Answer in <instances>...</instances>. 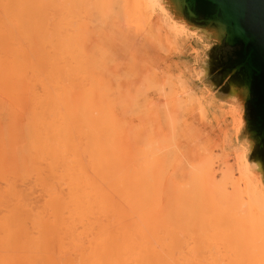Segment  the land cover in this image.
<instances>
[{"label":"rangeland","instance_id":"obj_1","mask_svg":"<svg viewBox=\"0 0 264 264\" xmlns=\"http://www.w3.org/2000/svg\"><path fill=\"white\" fill-rule=\"evenodd\" d=\"M121 3L123 9L132 7H125L127 1ZM15 4L0 0V149L4 157L9 135L18 141L20 159L34 156L24 153L29 149L26 128L33 125L31 93L27 95V91L33 89L42 96L45 87L44 97L51 96L47 108L51 107L56 126L71 130L65 147L57 151V172L65 167L64 161L70 166L71 175H77L78 165H82L90 178L87 191L91 192V204L95 206L93 211H87V222L102 227L109 247L123 241L115 231L125 228L129 241L137 242L141 237L155 238L164 245L177 241L184 250L185 245L195 246L198 254L217 257H231V250H243L241 254L246 256L251 247L249 253L264 260V185L245 168L250 164L244 158L247 149L241 150L235 136L241 110L230 104H213L212 95L201 88L200 56L204 46L196 43L200 40L197 34L169 22V17H165L168 24L163 18L161 23L159 12L154 16L143 12L146 16L141 20V8H136L137 16L136 11L132 12L136 19L129 9L128 20L125 19L129 23L111 16L106 25L99 20L93 26L80 23V31L71 18H57L50 7L45 14L35 12L32 19H12L14 29L24 37H32L30 41L36 44L33 53L22 46L21 58L17 51L20 35L8 32L7 12ZM130 5L137 6L133 1ZM163 23L168 29H159ZM109 25L114 26L121 39L117 46L104 41L101 27ZM172 29L176 42L173 35L168 39L163 32L172 34ZM87 36L92 43L85 54L79 45ZM44 38L52 43L43 45ZM72 43L86 58L72 50ZM174 44L178 49H174ZM106 49L116 55L108 70L103 67ZM100 51L106 55L101 57ZM97 52L99 60L93 63L89 58ZM56 72L64 73L60 80ZM39 79L44 81L41 85ZM168 79L172 90L160 95L155 87L160 88ZM36 112L43 113L41 108ZM48 116H43L45 123ZM37 127L41 130L43 126ZM35 157L47 159L48 154L42 152ZM202 163L209 170L206 179L200 175L195 182L194 214L181 212L174 216L184 199L177 191L189 187L191 167ZM213 180L222 184L226 181L232 209L229 222L217 229V215L212 208L214 192L204 187V183ZM147 191H153V201L146 195L138 198ZM136 205L139 210L133 211ZM2 227L0 224V237Z\"/></svg>","mask_w":264,"mask_h":264},{"label":"bare ground","instance_id":"obj_2","mask_svg":"<svg viewBox=\"0 0 264 264\" xmlns=\"http://www.w3.org/2000/svg\"><path fill=\"white\" fill-rule=\"evenodd\" d=\"M9 1H15L16 6L10 8L7 12L8 32L9 35L14 32L16 35H20L17 51L21 58H23L22 46H26L27 51L33 53L36 44L34 41H30L32 37H24L25 35L22 36L18 29H14L12 19L18 16H23L27 20L32 19L35 12L45 14L50 7L53 8L51 12L54 11L57 18H71V22L76 24L80 31H82L80 23L93 26L99 20L103 25H106L111 16L123 22L125 21L124 23H129L125 20L129 15V9H132L131 14H133L132 12H135L138 8H141V20L144 18L142 16H146L145 14L154 16V13L159 12L160 20L163 18L167 23L165 17H169V22H175V24L182 26L184 30H188L182 23L175 20L171 21L173 18L161 0H132L138 7L130 5L132 2L130 0H7V2ZM122 1L125 3L130 1V4L128 3L130 6H126V3L125 7L132 6L133 8L131 7L128 10L124 8V10ZM126 11H128V14ZM138 12L134 14L137 16ZM135 15L134 19H136ZM75 18L78 20H73ZM131 19L133 18L131 17ZM164 20L160 22L162 23ZM30 21L28 22L30 23ZM165 23L161 24L162 27L160 24V27L157 26L159 29L165 28L162 30H166L168 27L164 25ZM175 24L173 25L175 26ZM174 26H171V28ZM169 31L171 30L169 29L166 32ZM163 32L165 37L166 35L167 37L173 35L175 40L171 36L170 39L176 42L177 36L174 31L172 34ZM42 42L43 45L52 43L48 38L42 39ZM63 44L67 45L68 42L64 40ZM70 47L78 55L86 58L76 48L75 43H72ZM177 47L174 49L176 50ZM100 53L101 57L106 55V52L100 51ZM97 55L98 52L96 56H91L89 60L93 63L97 62L98 57H100H97ZM56 74V77H59L60 80L64 73L56 72ZM167 77L168 75L165 79ZM168 81L160 88L159 85L155 87L160 95L171 92L172 83L170 84L171 80L168 79ZM38 82L41 85L44 81L39 79ZM146 84L148 85L147 82ZM149 85L152 87L151 84ZM186 89L190 91L189 87H186ZM32 90L28 89L27 95L31 93L29 101L32 106V119L30 123L33 122V125L26 128L29 149L24 153L27 157L34 156L27 160L20 159L19 144L15 140L16 138L13 139L12 135H9L6 158L0 149V224L3 225L2 236L0 237V264H242L245 262H247L246 264H252L254 260L253 264H264V260H261V258L255 259L252 256L253 254L249 253L252 252L251 247L247 248V251L250 250L246 255L249 258L252 257V260L248 258L251 261L247 259L245 254H241L243 250L242 252H239L240 250H229L233 255L231 257L230 255L222 257L202 255L197 253L195 246L188 247L185 245L187 250H184V247H179L177 241L172 242L170 245H164L155 238L149 237H141L137 242L129 241L126 238L127 230L125 228L115 231V234L123 237V241L117 243L114 248L109 247L102 236V227L96 223L87 222V211H93L95 206L91 204V192L87 191L91 185L90 178L84 174L82 165H78L77 175H71L70 166L66 165V161H64L65 167L59 173L57 172L56 154L57 151L65 147L71 130L70 128L63 129L56 126L57 124L52 118L51 107L47 108L51 96L46 95L44 97L45 87H43L42 96L37 95ZM145 93L147 91L143 94L146 95ZM187 102L188 99L184 100L179 108L181 109ZM37 108H41L43 113L38 114L36 112ZM46 114L51 117L48 116V121L45 123L43 116ZM173 123L175 124L174 120ZM40 124L43 126L40 128L41 130L37 127ZM242 125V111H240V121L235 127L239 131ZM54 138H56V141L53 143ZM243 149L245 148L242 147L241 149L244 152ZM29 150L37 155L45 152L48 154V158L40 160L35 157V153ZM244 158L246 162V154ZM182 162L183 160H181ZM208 168L203 163L191 167L192 171L188 173L191 180L188 184L189 187L177 191V194L182 195L184 199L183 204L177 208V214L174 216L180 215L181 212L194 214L197 206V195L193 193L195 182L200 175L207 174ZM245 168L249 172L255 173L251 164H246ZM182 176L186 177L185 174H182ZM206 176L202 179H206ZM225 182L223 181L222 184L213 180L204 183L205 188L213 189L214 192L215 197L213 198L212 208L217 215L216 229L223 223L229 222L232 210L231 201L227 198L228 191ZM151 188H153L152 185ZM147 193L148 191L143 192L138 198L143 199V195H146L153 201L155 199L153 191ZM172 194L175 195L174 192ZM134 210H139V205L133 207ZM135 233L138 234L139 231L136 230ZM165 233L167 234L168 231ZM261 245L264 246V243H261ZM202 246L201 249H204ZM262 251L264 253V249ZM240 254L244 255L242 256L245 257L244 261Z\"/></svg>","mask_w":264,"mask_h":264},{"label":"water","instance_id":"obj_3","mask_svg":"<svg viewBox=\"0 0 264 264\" xmlns=\"http://www.w3.org/2000/svg\"><path fill=\"white\" fill-rule=\"evenodd\" d=\"M204 46L201 88L242 111L236 138L264 185V0H161Z\"/></svg>","mask_w":264,"mask_h":264},{"label":"crops","instance_id":"obj_4","mask_svg":"<svg viewBox=\"0 0 264 264\" xmlns=\"http://www.w3.org/2000/svg\"><path fill=\"white\" fill-rule=\"evenodd\" d=\"M103 29L102 33L104 35V41L105 43L108 42L111 46H117L118 43H121V39L119 40V34H116V29L114 28L113 25H109L107 27H101ZM109 29V30H108ZM94 33H92L91 35H93ZM90 35V34H89ZM90 35V36H91ZM101 36V35H100ZM89 43V44H88ZM92 40L90 39L89 36L84 37L81 41H80V49L83 53L86 54V52L88 53L89 50V46L91 45ZM107 52V57L103 63V67L105 70L109 69V63L112 59H114V57H116L115 53L110 50V49H106L105 50ZM89 55V54H88ZM187 161V160H186ZM188 162V161H187ZM189 163V162H188ZM198 163V162H197ZM190 164V163H189Z\"/></svg>","mask_w":264,"mask_h":264}]
</instances>
